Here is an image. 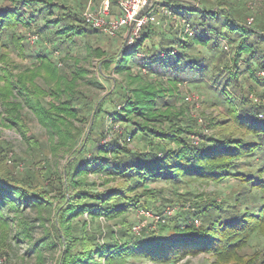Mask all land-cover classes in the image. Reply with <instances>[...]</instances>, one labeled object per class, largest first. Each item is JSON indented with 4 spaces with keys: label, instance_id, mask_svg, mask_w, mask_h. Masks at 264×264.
Masks as SVG:
<instances>
[{
    "label": "trees",
    "instance_id": "16d2710c",
    "mask_svg": "<svg viewBox=\"0 0 264 264\" xmlns=\"http://www.w3.org/2000/svg\"><path fill=\"white\" fill-rule=\"evenodd\" d=\"M164 4L189 24L192 35L179 26L162 32L149 24L133 46L115 55L84 45L86 59L98 58L101 76L111 67L122 78L96 98L86 88L101 89L98 78L69 61L73 48L99 33L82 13L66 0H0V127L15 131L26 145L15 153L0 140V229L4 240L3 232L13 226V240L28 243L25 256L32 264H45L47 257L54 264H176L199 254L212 256L211 264H233L255 233L264 235V81L255 79L264 71V11L235 0ZM32 28L39 38L33 45L25 36ZM8 49L32 63L20 68L1 52ZM60 51L65 58L58 66L51 55ZM208 82L223 112L213 120L218 130L206 136L174 107L180 84ZM252 90L261 103L249 99ZM112 97L122 107L109 111L104 105ZM32 118L43 134L32 132ZM109 120L137 137L141 148L118 139L102 143ZM196 134L200 142L193 145L190 136ZM9 153L13 164L28 168L17 173L6 166ZM92 174L118 183L87 190ZM230 179L237 181L235 195L220 196L219 202L215 196L193 211L149 220L138 235L132 232L128 216L148 201L136 193L150 196V183ZM29 210L32 220L24 217ZM36 228L42 230L34 238ZM7 256H1L6 264Z\"/></svg>",
    "mask_w": 264,
    "mask_h": 264
},
{
    "label": "rangeland",
    "instance_id": "374dc122",
    "mask_svg": "<svg viewBox=\"0 0 264 264\" xmlns=\"http://www.w3.org/2000/svg\"><path fill=\"white\" fill-rule=\"evenodd\" d=\"M154 1V0H153ZM156 3L159 0H155ZM165 3L169 1L174 0H160ZM189 4H196L198 0H186ZM194 3H193V2ZM237 2L244 3L245 6L250 7L253 11L257 12H263L264 11V0H235ZM251 11V12H253ZM83 13V12H82ZM165 20H168L171 25L177 26L178 24L170 18H162L160 25L162 26V23H165ZM169 23V25H170ZM176 23V24H175ZM159 25V26H160ZM156 28L158 26L154 25ZM179 26V25H178ZM35 32V29L32 28L31 30L25 31V36L27 37L28 41V35ZM87 44H84V39L81 45L77 48H73L71 51V56L69 57L70 64L74 62V59L77 60L79 65H83L84 67L88 68L92 73L98 78L101 89L98 90H91L90 87H87L86 89H89V91H93L95 93L96 98L97 97H103L106 96L107 93H109V90L112 89L113 83L115 81H122V78L118 75L114 74L111 70V67L108 69H102V72L106 75V77L101 76L98 72L100 66L98 63V58H88L87 57V50H85L84 45H92V49L96 48L98 50L102 49L104 51V54L106 55H115L120 48H122L123 39L122 35H118L115 38L107 37L101 33H97L94 36H90L88 39ZM29 43V42H28ZM224 43V42H223ZM50 48V45L48 46ZM91 49V50H92ZM200 51L206 52L205 49L200 48ZM224 49H226V46L224 45ZM4 54H7L8 58L12 60V62L16 65H18L20 68L29 66L32 62L31 59H21L20 56L16 53L13 49H8V51H1ZM56 54V55H55ZM54 56L51 55L52 60L55 62L56 65L60 66L64 62L62 61V58H65L64 53L61 51L58 53H55ZM226 65H228V62L225 61ZM256 68V67H254ZM264 73V71L260 72L258 74V78L255 79H262L264 81V77H261L260 74ZM99 74V75H98ZM261 80V82H262ZM258 81V80H257ZM250 83V82H249ZM208 83H197V84H180L177 87V90L175 91L178 94L177 102L175 104V109H181L183 111V114L185 115L186 119H192L195 121L196 130L200 135H206L209 136L216 132L218 130V127L213 124V120L217 119L219 112H223V108H221L220 104H215V99L212 98L207 86ZM251 84V83H250ZM164 86L169 87L168 85L164 84ZM251 89V88H250ZM257 92L260 94L261 90L256 88ZM255 90H252L251 94L249 95V99L253 101L254 103H261L262 100L259 98V94L257 92H254ZM256 93V94H255ZM195 95L196 101L194 102H185L184 97L185 95ZM253 103V104H254ZM115 106L122 107L120 100L117 97H112L108 101L105 102V109H108L111 111ZM30 128L32 132L36 134H43V130L33 121L30 123ZM123 125L119 123H111L109 121H105L104 125V132L101 139L102 143L109 142L112 139H118L121 145H125L129 148L138 147L141 148V143L139 142L138 138H129L125 135V132L123 131ZM195 131V129H192ZM123 133V136H121ZM199 135H191L190 139L193 145H197L200 142ZM0 140L8 141L12 147L15 153H23L26 151V145L21 140L20 136L13 130L8 129H2L0 127ZM11 153L8 155V161L6 162V166L8 167H14V172H22L23 169L28 168V163L24 162H17L16 164H13V156ZM252 164V163H250ZM39 166V165H38ZM42 164H40L39 167H37V170L40 171ZM254 165H248V168H252ZM30 167V166H29ZM245 167V169H248ZM99 175V176H98ZM92 174L89 175L86 180V185L84 186L85 189L90 190H96V191H104L105 189H109L110 187H113L115 184L118 183V181H111V176L107 175H100V174ZM110 177V178H109ZM109 181L108 183H105L104 181ZM95 182V183H94ZM237 181L236 180H226L219 184L214 183H206V182H188L183 184H173L171 182H154L150 183L147 187L150 189L149 193L150 196L147 195L145 192H141L139 190L136 194L137 195H144L145 197H141L142 199H147V207L143 209H135L134 212H132L128 216V221L130 223H136L137 221H146V223L151 220H146L147 211L150 213H155L159 217H163L164 219H169L173 217L178 212H188L193 211L192 207H195L196 205H200L204 203V201L209 200L210 198H215L218 202L220 200V196H232L235 195V193L238 191ZM144 193V194H143ZM142 194V195H141ZM246 196H250V194L246 193ZM252 201H248L246 203H250ZM172 212L170 215L169 213ZM35 213L29 211H26L25 216L27 219L32 220L34 218ZM87 218V216H85ZM140 220H139V219ZM150 218V217H149ZM104 225H106L103 222ZM132 224V225H133ZM200 224V222H199ZM110 225L114 227L115 229H118L120 227V224L116 222H111ZM41 228H36L33 230V237L37 238L41 233ZM15 230L13 229V226L9 230H5L3 234L6 235L7 239L5 242L2 240L0 229V260L2 264H6L3 262L2 255L6 253L8 256V263L7 264H32V261L28 256H25L26 251L28 250L29 246L26 241L17 242L13 240V235ZM133 232V231H132ZM134 233V232H133ZM263 248V249H262ZM261 259H264V235L260 233H255V235L252 236L248 244L239 252V260L236 263V260L233 261V264H244V263H259ZM6 262V261H5ZM213 262L212 256H208L206 254H199L193 257H186L180 262L176 264H211ZM45 264H54L53 259L51 257H47ZM131 264H154L150 261L146 260H132Z\"/></svg>",
    "mask_w": 264,
    "mask_h": 264
},
{
    "label": "built area",
    "instance_id": "2783aa9c",
    "mask_svg": "<svg viewBox=\"0 0 264 264\" xmlns=\"http://www.w3.org/2000/svg\"><path fill=\"white\" fill-rule=\"evenodd\" d=\"M117 2L121 12L116 18H110V0H104L96 11H91L88 8L83 11L82 18L84 22L92 29L97 30L99 33L107 37L115 38L118 35H122L123 42L127 35L129 27L133 25L126 48L133 46L145 26L149 24L159 26L162 18L173 19L179 25V28L184 33V35H192V31L189 24L184 19H181L174 15L170 11V9L164 4V2L156 3V1L154 0L148 6L145 14L138 19L137 16L144 9L147 0H117ZM248 22L251 23L252 20L249 19ZM38 39V35L34 32L28 35V42L31 45L35 44ZM260 76L264 77V73H261ZM184 100L185 102H194L196 101V97L193 94L190 96L185 95ZM171 213L172 212H170L169 215ZM147 216L148 217H146V220L151 219L154 222L164 220V216L159 217L155 213L149 214L148 211ZM194 223L195 225H198L199 221L195 220ZM145 224L146 221H137L136 223H134L132 226V231L134 232V234L138 235L141 231V228ZM0 264H2L1 260Z\"/></svg>",
    "mask_w": 264,
    "mask_h": 264
},
{
    "label": "crops",
    "instance_id": "0c3cea01",
    "mask_svg": "<svg viewBox=\"0 0 264 264\" xmlns=\"http://www.w3.org/2000/svg\"><path fill=\"white\" fill-rule=\"evenodd\" d=\"M104 0H66V3L69 7H71L73 10H78L81 13L85 10V9H90L91 11H96L99 6L101 5V3ZM175 1V0H174ZM171 1V2H174ZM158 3H161L163 1H157ZM166 2V1H165ZM179 3H186V0H178ZM121 10L120 7L118 5L117 0H110V4H109V15L111 19L116 18L117 16H119ZM169 21L165 20V23H162V26H158V30L162 31V32H166L168 31L170 28L169 27H173V25H169ZM176 24V23H175ZM173 28H178L177 26H174ZM102 51H104L102 49Z\"/></svg>",
    "mask_w": 264,
    "mask_h": 264
},
{
    "label": "water",
    "instance_id": "95a60500",
    "mask_svg": "<svg viewBox=\"0 0 264 264\" xmlns=\"http://www.w3.org/2000/svg\"><path fill=\"white\" fill-rule=\"evenodd\" d=\"M153 2V0H147V3L144 7V9L138 14L137 16V19L140 18L141 16H143L148 8V6ZM132 28H133V25H131L127 31V35L124 39V42H123V45H122V49H121V52L126 48L127 46V42H128V39H129V36L131 34V31H132Z\"/></svg>",
    "mask_w": 264,
    "mask_h": 264
}]
</instances>
